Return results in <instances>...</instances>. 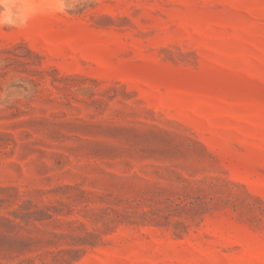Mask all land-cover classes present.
I'll use <instances>...</instances> for the list:
<instances>
[{"label":"rangeland","instance_id":"1","mask_svg":"<svg viewBox=\"0 0 264 264\" xmlns=\"http://www.w3.org/2000/svg\"><path fill=\"white\" fill-rule=\"evenodd\" d=\"M0 264H264V0H0Z\"/></svg>","mask_w":264,"mask_h":264}]
</instances>
